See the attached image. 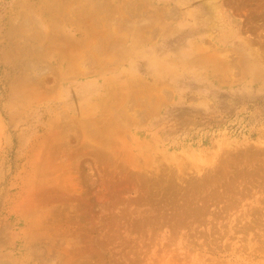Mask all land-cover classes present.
Listing matches in <instances>:
<instances>
[{
	"label": "rangeland",
	"instance_id": "1",
	"mask_svg": "<svg viewBox=\"0 0 264 264\" xmlns=\"http://www.w3.org/2000/svg\"><path fill=\"white\" fill-rule=\"evenodd\" d=\"M0 264H264V0H0Z\"/></svg>",
	"mask_w": 264,
	"mask_h": 264
},
{
	"label": "bare ground",
	"instance_id": "2",
	"mask_svg": "<svg viewBox=\"0 0 264 264\" xmlns=\"http://www.w3.org/2000/svg\"><path fill=\"white\" fill-rule=\"evenodd\" d=\"M98 4V3H97ZM21 24V23H20ZM23 24V23H22ZM23 27V26H22ZM109 37V36H108ZM95 39V38H94ZM100 51V50H99ZM103 52V51H102ZM94 55V54H93ZM233 59V58H232ZM231 72V71H230Z\"/></svg>",
	"mask_w": 264,
	"mask_h": 264
}]
</instances>
